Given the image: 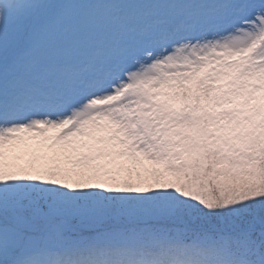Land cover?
<instances>
[{"label":"snow or ice","instance_id":"obj_1","mask_svg":"<svg viewBox=\"0 0 264 264\" xmlns=\"http://www.w3.org/2000/svg\"><path fill=\"white\" fill-rule=\"evenodd\" d=\"M0 264H264V0H0Z\"/></svg>","mask_w":264,"mask_h":264}]
</instances>
